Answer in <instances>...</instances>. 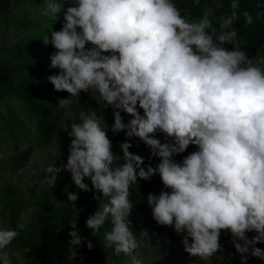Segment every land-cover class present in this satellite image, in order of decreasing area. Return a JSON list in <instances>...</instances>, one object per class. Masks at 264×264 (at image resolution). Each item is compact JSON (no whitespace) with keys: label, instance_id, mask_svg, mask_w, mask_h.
Returning <instances> with one entry per match:
<instances>
[{"label":"clouds","instance_id":"1","mask_svg":"<svg viewBox=\"0 0 264 264\" xmlns=\"http://www.w3.org/2000/svg\"><path fill=\"white\" fill-rule=\"evenodd\" d=\"M230 7L217 30L208 13L191 22L173 0H68L61 28L43 37L54 49L49 68L56 71L48 82L69 94L59 106L90 92L113 116L105 127L95 111H81L80 122L65 127L71 137L66 163L47 167V185L54 187L67 170L78 189L99 192L107 202L87 217L86 227L95 235L110 223L104 248L131 257L130 264H144L133 255L141 242L129 227L130 188L157 174L170 191L147 195L152 217L181 235L191 257L209 261L223 252L220 235L227 230L240 264L249 256L264 262V250L255 247L264 243V55L249 57L242 49L233 24L242 16L251 25L253 15L237 11L240 0ZM257 7L259 18L264 3ZM109 127L139 138L158 162L146 165L127 139L119 144L122 155L115 153ZM189 145L197 150L177 162ZM77 200L78 193H67L73 208ZM69 225L75 260L79 246L94 244L84 241L75 220ZM24 227L0 226V264H25L19 251L9 250ZM249 232H255L251 239Z\"/></svg>","mask_w":264,"mask_h":264},{"label":"rangeland","instance_id":"2","mask_svg":"<svg viewBox=\"0 0 264 264\" xmlns=\"http://www.w3.org/2000/svg\"><path fill=\"white\" fill-rule=\"evenodd\" d=\"M68 0H46L42 6L31 0H9L13 5L16 20L0 15V65L16 67L17 77L48 83L52 94L38 102L48 107L55 116L54 129L50 136H43L37 125L32 110L18 99L8 98L0 105V226L11 227L10 216L13 214L16 225L23 223L19 230L21 243L14 240L9 246L11 252L19 251L25 264H35L33 259L25 257V246L39 242L37 235V217L43 212L53 221L60 222L64 216L65 200L63 188L71 185L72 192L78 193V200L73 208L72 220L89 213L92 215L107 200L94 189L83 191L71 181L70 171L63 170L57 174L54 187L47 185L46 172L50 164L59 167L66 163L71 137L64 130L71 123H79L81 111H95L110 126L113 122L112 108H101L90 92H81L73 103L60 107V100L68 97L66 91H55L47 77L56 70L50 69V53L54 51L50 44L43 42V37L51 30L61 28L62 10ZM11 7V6H10ZM12 50V51H11ZM264 55V43L257 51ZM256 54V55H257ZM33 62L35 65L25 67L23 64ZM143 114V110L140 111ZM124 121L130 116L122 113ZM114 148H119L118 135L110 127L106 130ZM158 132L156 133V135ZM132 140L138 138L133 137ZM85 182H91L87 178ZM135 191L137 185L132 186ZM95 193V196H94ZM148 194L140 193L133 201L129 216L130 229L140 240L141 247L137 253L143 257L144 264H232L226 258L216 255L209 261L199 257H191L181 243V235L176 234L169 226H161L152 217L151 208L147 204ZM111 224L100 229L95 235L90 230V241L93 248H104L105 231ZM147 233V237L140 236ZM67 240L65 233L62 234ZM131 257L121 253L115 255L112 249L107 251L105 264H130Z\"/></svg>","mask_w":264,"mask_h":264},{"label":"trees","instance_id":"3","mask_svg":"<svg viewBox=\"0 0 264 264\" xmlns=\"http://www.w3.org/2000/svg\"><path fill=\"white\" fill-rule=\"evenodd\" d=\"M37 5H44L46 0H31ZM177 8L180 10L181 15L191 22L198 21L205 13H208L209 19L212 22V26L219 30V25L222 20L231 15L232 9L230 7L231 0H200L199 4L194 3V0H173ZM264 3V0H240V8L237 10L248 11L253 15V23L248 25L244 22L243 17L237 19L233 27L238 33V42L242 49L247 53L249 57H254L257 51L264 43V15H260L257 18V14L261 12V9L257 7L258 4ZM11 6V7H10ZM14 4L10 5L9 0H0V15H6L8 18L17 19L13 12ZM231 48V45H228ZM12 51V50H11ZM2 51L0 50V58ZM25 67L35 65L33 62H27L23 64ZM18 69L9 65H0V105L5 99L15 98L28 105L32 110L34 117L37 120L38 128L43 136H50L54 129L55 116L51 110L38 102V99H43L52 94L51 86L48 83H42L37 80H28L26 78L17 77ZM141 111L142 109H138ZM129 116L128 114H125ZM161 142H165L164 134L158 132L156 135ZM129 140L133 145L129 151L138 154L144 159L146 165H155L158 162L157 157H152L150 149L140 139L132 140L124 135L121 131L118 135L119 143ZM170 139V138H169ZM197 150V146L189 145L187 150L174 157L177 162L182 161L183 157L187 156L193 151ZM113 151L119 155H122L119 148H114ZM161 190L170 191L164 189L162 181L159 175H154L150 180L138 179V190L135 191L130 188V199L136 201L140 193L159 194ZM73 188L68 185L63 188L65 207L64 216L60 222L53 221L50 217L41 212L37 217V235L39 242L33 243L25 248V257L33 259L35 264H105L107 260L106 248H92L89 250L86 247V243L78 247V256L75 260L70 259V244L68 241L70 237L68 232L71 230L69 222L73 218V208L67 201V193L72 192ZM90 216L89 213L81 215L77 220V227L80 230V235L85 242L90 241V229L86 227V219ZM12 228H16V222L13 214L10 216ZM65 233L67 240H64L62 234ZM249 239L255 232L247 233ZM21 243L20 235L15 239ZM241 242L242 241H238ZM220 244L223 247V252L217 253L232 264H240V255L235 252L231 234L227 230H222L220 235ZM255 247H259L264 250V243H257ZM248 264H264L260 259L249 256Z\"/></svg>","mask_w":264,"mask_h":264}]
</instances>
